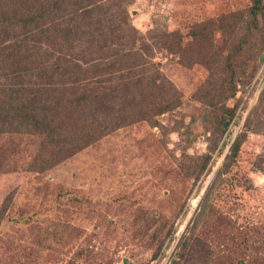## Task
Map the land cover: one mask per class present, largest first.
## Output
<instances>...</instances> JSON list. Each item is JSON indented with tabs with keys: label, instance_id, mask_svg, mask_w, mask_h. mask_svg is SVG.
Listing matches in <instances>:
<instances>
[{
	"label": "rangeland",
	"instance_id": "obj_1",
	"mask_svg": "<svg viewBox=\"0 0 264 264\" xmlns=\"http://www.w3.org/2000/svg\"><path fill=\"white\" fill-rule=\"evenodd\" d=\"M260 1L257 10L252 0L126 5L119 16L131 33L179 40L171 48L156 35L168 43L154 47L152 66L96 76L109 80L104 90L141 86L145 102L170 104L163 113L62 160V145L49 147L25 123L0 126V264H264ZM84 36L49 62L63 58L69 74L78 62L69 56L80 51L89 69L97 51L102 63L103 45L84 52Z\"/></svg>",
	"mask_w": 264,
	"mask_h": 264
},
{
	"label": "trees",
	"instance_id": "obj_2",
	"mask_svg": "<svg viewBox=\"0 0 264 264\" xmlns=\"http://www.w3.org/2000/svg\"><path fill=\"white\" fill-rule=\"evenodd\" d=\"M130 1L0 0V76L6 80L0 84L1 128L6 123L13 125L15 119L25 123L33 134L44 137L49 147L62 145L54 152L62 160L122 125L170 108L169 103L159 106L154 101L145 102L139 97L144 92L141 86L127 87L121 80L120 85H107L104 90L109 80L96 76L100 71L111 75L115 67L128 69L131 75L129 69L152 66L154 47L162 48L168 43L156 35L173 39L168 46L171 48L174 39L179 40L175 32L158 34L152 29L146 36L131 33L119 16ZM252 3L254 10L261 5L260 0ZM80 35H85L84 52L103 45L99 49L104 51L102 63L94 57L97 51L85 60L89 69L80 67V51L69 56L78 61L69 74L58 62L63 58L49 62L54 53L62 55L72 44L80 43ZM115 44L120 47L114 50ZM59 84L62 89L58 90ZM86 85L81 95L76 93ZM128 92L131 98L122 96ZM153 94L158 96L160 92Z\"/></svg>",
	"mask_w": 264,
	"mask_h": 264
}]
</instances>
